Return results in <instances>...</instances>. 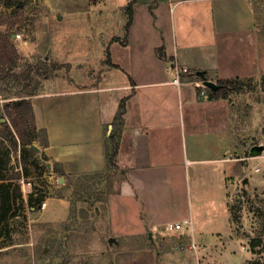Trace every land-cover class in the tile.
<instances>
[{
    "label": "crops",
    "instance_id": "1",
    "mask_svg": "<svg viewBox=\"0 0 264 264\" xmlns=\"http://www.w3.org/2000/svg\"><path fill=\"white\" fill-rule=\"evenodd\" d=\"M139 6L147 10L143 23ZM100 40L105 45L109 41L112 62L119 66L107 64L106 75L119 68L126 75L122 83H106L105 75L86 87L68 86L60 79L63 85L51 89L52 78L29 96L37 126L47 131L42 152L52 163L49 174L104 171L105 143L120 130L118 168L111 174L117 182L105 202L107 235L114 242L135 238L148 245L109 248L110 264H129V258L143 264H218L231 254L226 249L231 237L229 192L253 173L250 162L255 158L251 150L246 154L240 133L235 135L248 123H241L231 95L209 99L204 81L185 77L176 84L169 68L177 61L191 71L208 72L214 82L261 80L264 0H138L127 43ZM120 46L119 60L114 47ZM123 100L119 126L114 119ZM51 201L54 212L69 206L64 197H51L46 207ZM47 215L50 221L60 216L50 210ZM175 222L182 227L168 231ZM24 244L31 245L18 241L0 246V252L6 251L0 264H22L17 247Z\"/></svg>",
    "mask_w": 264,
    "mask_h": 264
},
{
    "label": "rangeland",
    "instance_id": "2",
    "mask_svg": "<svg viewBox=\"0 0 264 264\" xmlns=\"http://www.w3.org/2000/svg\"><path fill=\"white\" fill-rule=\"evenodd\" d=\"M128 1L22 0L20 4L10 6L4 3L5 0H0V40L10 37L20 54L19 66L14 72L31 68L34 78L42 79V82L54 78L51 89L61 87L62 80L72 87L93 85L104 78L108 71L105 58L109 41L105 45L100 39L124 38L127 17L121 6ZM141 8L144 7L139 6L137 15L139 22L143 23L141 18L147 10ZM123 50L121 46L114 47V57L120 60ZM54 62L60 63L61 67L50 77L42 78L38 71L50 70ZM125 76L119 68L111 69L106 75V83H122ZM253 78L255 88L251 89L248 84L244 92L230 94L237 102L241 123H248L240 125L235 134L238 137L240 133L241 139L246 140V154L256 144L264 146V93L260 89V79ZM41 87L42 83L38 89ZM21 88L22 84L17 81L0 80V153L5 160L9 157L4 172L9 177L24 172L21 178L6 181L12 182L9 187L12 208L0 233V246L18 241L31 243L17 247V256L23 258L22 264L28 260L32 264H45L46 261L47 264H94L95 261L96 264H110L107 255L109 248L118 250L119 246L124 245L132 249L147 246V241L141 242L135 238L117 239L114 242L107 235L109 222L105 218V202L117 182V177L112 178L113 171L106 168L100 173L90 174L92 177L66 173L60 182L58 174H49L52 168L49 170L47 163L50 160L43 157L44 146L40 144L44 138L42 133L40 140L33 141L40 147V153H32L26 165L21 150L15 149L14 140L6 134L3 125L6 119L9 120L5 114V104L17 99ZM28 148H31V144ZM252 157L255 158L250 162L253 173L243 179L244 182L250 181L248 186L238 180L236 188L228 195L231 237L226 240V249L231 254L218 264L264 262V150ZM254 166L259 170L254 172ZM19 191L22 195L18 197ZM31 192L38 193L32 196L34 200L40 197L42 201L50 202L51 197H64L69 206L66 211L59 207L54 212L51 201L46 209L40 206L33 210ZM49 210L53 215H60L59 219L50 221L46 217ZM167 230L173 232L169 228ZM49 243L51 246L46 247ZM104 251L106 255L103 257ZM128 260L129 264H143L140 259L134 262L132 258Z\"/></svg>",
    "mask_w": 264,
    "mask_h": 264
},
{
    "label": "trees",
    "instance_id": "3",
    "mask_svg": "<svg viewBox=\"0 0 264 264\" xmlns=\"http://www.w3.org/2000/svg\"><path fill=\"white\" fill-rule=\"evenodd\" d=\"M22 0H5L6 5H17L20 4ZM138 0H129L124 6H121L122 11L127 17L125 25V36L124 38L115 37L113 40L120 41L121 43H127L128 34L130 26L133 23L134 8ZM162 48L159 49V55L165 57L161 52ZM20 54L11 40L10 37L0 40V80H14L22 84L21 94L16 95L18 98L12 102L5 104V114L9 117V120H5L4 130L6 134L10 135L15 143V149L21 150V157L26 161V165L29 164L28 160L30 155L35 152L28 145L32 144L35 140H40V134H44V138L40 141V144L46 146L48 144L47 131L44 128H39L36 124L34 109L32 105L30 95H32L41 85L42 79L34 78L31 74V68H27L25 71L20 73H15L14 69L19 66ZM105 63L110 66L119 67L117 64L112 62L109 46L106 49ZM26 65V62H24ZM61 67L60 63L54 62L50 68L45 72L39 70L38 72L42 75V78H48L52 73ZM199 70H192L191 73H186L182 75V80L187 77L189 80L198 79L200 81L211 80L208 72L200 70L201 74L198 73ZM32 75V76H31ZM39 75V76H40ZM254 81L253 77H233V78H219L217 84L220 85L218 89H212L205 87L207 91V97L209 99L228 97L232 93L244 92L248 84L252 88H255L252 83ZM260 89L264 91V76L260 80ZM202 87L199 90L201 92ZM125 111V102H121L119 107V112L115 116V123L120 126L122 121V116ZM120 130H114L107 138L105 143V157L107 162V168L110 171H114L118 168L117 165V155L119 151V140ZM7 153V151H6ZM43 157L47 158V155L43 153ZM9 162V157L5 159L2 158L0 153V233L2 227L5 225L9 211L12 208V195L10 192V185L12 182H6L7 180H14L21 178L24 172L14 173L11 177L7 176L4 172V165ZM90 175V174H85ZM93 175V174H92ZM90 177H92L90 175ZM89 178V177H88ZM18 197L22 195V192H17ZM34 192H31L30 203L32 207L38 209L42 202L41 198L38 197L36 200L33 199ZM38 195V194H37ZM35 197V196H34ZM37 197V196H36ZM37 203V205L35 204ZM248 264H264V262L250 261Z\"/></svg>",
    "mask_w": 264,
    "mask_h": 264
},
{
    "label": "built area",
    "instance_id": "4",
    "mask_svg": "<svg viewBox=\"0 0 264 264\" xmlns=\"http://www.w3.org/2000/svg\"><path fill=\"white\" fill-rule=\"evenodd\" d=\"M172 72H173V76H172V81L176 84H181L183 82L182 80V75L183 74H188V73H191V70L186 67V66H183L181 64H179L177 61H175L169 68ZM204 88L206 86H203ZM203 94L205 93V90H202L201 91ZM256 170H259V167L256 168ZM28 184L31 186V182L28 180ZM38 193H35V195H37ZM47 203H46V200H43L40 204V206L42 208L46 207ZM188 220L185 221V223H187ZM182 227V223L181 222H175V223H169L168 224V228L170 230H176V229H179Z\"/></svg>",
    "mask_w": 264,
    "mask_h": 264
},
{
    "label": "water",
    "instance_id": "5",
    "mask_svg": "<svg viewBox=\"0 0 264 264\" xmlns=\"http://www.w3.org/2000/svg\"><path fill=\"white\" fill-rule=\"evenodd\" d=\"M198 73L201 74V71L199 70ZM204 84L206 87L212 88V89H218L220 87L219 84H217L216 82L212 81V80H205ZM3 120H5V118H3ZM31 149L35 150L36 152L40 153V147L37 146L35 143L31 144ZM264 150V146L262 144H256L251 148V154L255 155L258 154L260 152H262ZM48 167H51L50 162L47 163ZM63 176L60 177V182L63 181Z\"/></svg>",
    "mask_w": 264,
    "mask_h": 264
}]
</instances>
